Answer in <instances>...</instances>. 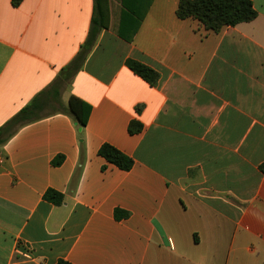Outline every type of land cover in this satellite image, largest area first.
I'll return each mask as SVG.
<instances>
[{
	"label": "crops",
	"instance_id": "1",
	"mask_svg": "<svg viewBox=\"0 0 264 264\" xmlns=\"http://www.w3.org/2000/svg\"><path fill=\"white\" fill-rule=\"evenodd\" d=\"M250 2L253 21L214 33L179 20V0H108L54 109L0 146V264L264 263V0ZM93 11L0 0V128L75 58ZM71 96L90 107L84 127L63 112ZM103 145L132 168L107 163Z\"/></svg>",
	"mask_w": 264,
	"mask_h": 264
},
{
	"label": "trees",
	"instance_id": "2",
	"mask_svg": "<svg viewBox=\"0 0 264 264\" xmlns=\"http://www.w3.org/2000/svg\"><path fill=\"white\" fill-rule=\"evenodd\" d=\"M176 17L179 20H196L206 31L217 33L225 27H234L241 23L253 21L256 17V12L250 0H179ZM107 22L108 0H94V11L88 37L81 46L80 51L75 58L61 70L57 79L49 89L34 97L29 104L0 128V146L7 142L19 128L40 120L41 113L44 112L45 107L49 106L54 109L50 104H54L56 101L60 85L70 81L81 69L87 54L93 47L99 31L107 27ZM127 67L133 74L150 86H155L157 84L158 75L149 67L133 60L127 61ZM49 94L50 96H48ZM64 111L70 114L79 126L84 127L88 119L90 107L79 99L71 96L63 112ZM141 128L139 123L131 122L128 127V132L129 134H135L140 132ZM98 155L107 163L122 171H129L133 166L132 159L109 145L101 146ZM59 162L60 157L54 164H59ZM43 199L55 205H60L62 202V196L53 191H47ZM124 216V213L115 211L116 219H120V217ZM57 264L69 263L58 261Z\"/></svg>",
	"mask_w": 264,
	"mask_h": 264
}]
</instances>
